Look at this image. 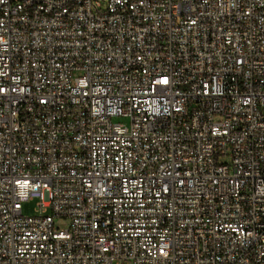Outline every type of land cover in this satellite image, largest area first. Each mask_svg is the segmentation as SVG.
Wrapping results in <instances>:
<instances>
[{
    "label": "built area",
    "instance_id": "built-area-1",
    "mask_svg": "<svg viewBox=\"0 0 264 264\" xmlns=\"http://www.w3.org/2000/svg\"><path fill=\"white\" fill-rule=\"evenodd\" d=\"M0 264H264V0H0Z\"/></svg>",
    "mask_w": 264,
    "mask_h": 264
},
{
    "label": "rangeland",
    "instance_id": "rangeland-1",
    "mask_svg": "<svg viewBox=\"0 0 264 264\" xmlns=\"http://www.w3.org/2000/svg\"><path fill=\"white\" fill-rule=\"evenodd\" d=\"M114 121L115 122L126 123V121L124 119H115ZM37 203H38V199H33V200H29V201L23 202L21 204L22 214L24 216L35 215V209L37 208L36 207ZM55 224H56V227L64 229V228L67 227L68 221H66V220H58V221L55 222Z\"/></svg>",
    "mask_w": 264,
    "mask_h": 264
}]
</instances>
